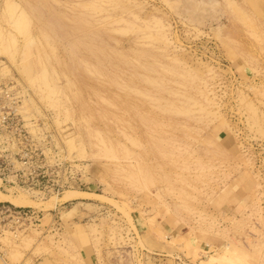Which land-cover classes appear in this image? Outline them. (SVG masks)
I'll return each instance as SVG.
<instances>
[{
	"label": "rangeland",
	"instance_id": "obj_1",
	"mask_svg": "<svg viewBox=\"0 0 264 264\" xmlns=\"http://www.w3.org/2000/svg\"><path fill=\"white\" fill-rule=\"evenodd\" d=\"M0 75L72 178L0 264H264V0H0Z\"/></svg>",
	"mask_w": 264,
	"mask_h": 264
},
{
	"label": "built area",
	"instance_id": "obj_2",
	"mask_svg": "<svg viewBox=\"0 0 264 264\" xmlns=\"http://www.w3.org/2000/svg\"><path fill=\"white\" fill-rule=\"evenodd\" d=\"M21 83L15 76L0 75V190L26 184L39 193L59 194L72 185V178H60V147L54 146V157L47 163L51 149L37 121L25 120L22 114ZM31 121V122H30ZM20 184V185H19ZM9 223L17 228L39 222V212L31 208L1 209Z\"/></svg>",
	"mask_w": 264,
	"mask_h": 264
},
{
	"label": "bare ground",
	"instance_id": "obj_3",
	"mask_svg": "<svg viewBox=\"0 0 264 264\" xmlns=\"http://www.w3.org/2000/svg\"><path fill=\"white\" fill-rule=\"evenodd\" d=\"M45 76V75H43ZM81 194H85L84 192H75V191H65L63 195L61 196V199L63 200H70L74 198L75 196H79ZM26 194L22 193L20 190L15 194L11 190H9L7 193L0 190V201H7L11 203L12 205L16 207H28V206H34L33 201L29 200L26 196ZM57 199V196L54 195V197L50 198L47 201L48 205H52V203ZM60 199V198H59ZM36 206V205H35Z\"/></svg>",
	"mask_w": 264,
	"mask_h": 264
},
{
	"label": "crops",
	"instance_id": "obj_4",
	"mask_svg": "<svg viewBox=\"0 0 264 264\" xmlns=\"http://www.w3.org/2000/svg\"><path fill=\"white\" fill-rule=\"evenodd\" d=\"M48 259V258H47ZM38 264H46L45 259H42V261L38 262Z\"/></svg>",
	"mask_w": 264,
	"mask_h": 264
}]
</instances>
